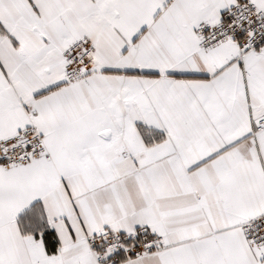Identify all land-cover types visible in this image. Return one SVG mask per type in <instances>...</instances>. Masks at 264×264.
Masks as SVG:
<instances>
[{
    "label": "snow or ice",
    "instance_id": "6c2138e0",
    "mask_svg": "<svg viewBox=\"0 0 264 264\" xmlns=\"http://www.w3.org/2000/svg\"><path fill=\"white\" fill-rule=\"evenodd\" d=\"M0 264H264V0H0Z\"/></svg>",
    "mask_w": 264,
    "mask_h": 264
}]
</instances>
